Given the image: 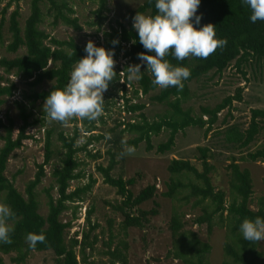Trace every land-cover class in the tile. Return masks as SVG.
Masks as SVG:
<instances>
[{
  "label": "trees",
  "instance_id": "obj_1",
  "mask_svg": "<svg viewBox=\"0 0 264 264\" xmlns=\"http://www.w3.org/2000/svg\"><path fill=\"white\" fill-rule=\"evenodd\" d=\"M19 1L5 0L0 17L1 31L4 22L3 14L10 4H13V9L6 17L9 41L5 45V51L14 55L0 56V106L18 89L17 80L15 81L14 78L30 89L28 93L21 91L20 99L14 100L20 121L14 136L12 118L5 114V122L0 119V129L3 132L1 136L3 142L0 146V198L16 214L15 218L9 221L14 228L11 233L13 242L11 244L0 243V264H3L2 255L13 253L9 257L10 261L20 264L32 251L51 252L54 264H83L86 249L92 250L97 241V234L93 233L97 224L90 222V207L84 210V227L73 231L70 236L67 232L71 227L72 219L76 217L78 206L73 203L84 200L95 179L88 174L85 183L72 188H70V182L79 181L84 177L81 169L82 163L76 156L77 152L83 151L91 159L99 157L98 151L91 153L86 146L92 141L104 138L100 133H93L96 130V123H103L102 116L94 122L78 119L70 121L73 124L71 134H65L63 129L59 128L62 124L58 122L56 125L58 130H55L54 126L45 128L42 138V160L36 164L33 177L25 183L23 193H20L4 174L9 155L22 145L23 140L34 139L32 133H27L26 130L34 125H43L45 117L43 110L40 118H31L32 104L36 101L44 103L53 88H63L70 79L72 65L86 55L84 51L86 45H78L72 39H56L40 28L42 23L40 4L47 3L45 14L51 19L50 26H55L60 22L73 30L81 29L77 18L71 16L74 10L66 1L29 0L28 14L21 26L18 21ZM89 1L96 4L93 12L97 17L95 24L99 26L104 18L101 12L106 0ZM138 11L146 15H155L157 13L155 0H151V3L149 0H142L133 9H129L128 19L124 23L116 22V28L111 27L109 33L104 32L105 36L110 39L103 44H95L105 49L111 47L115 53L121 49L122 57L125 58L120 69H115L117 75L112 82L117 83L119 79L121 80L118 83L122 92L120 95L121 109L128 113V118L114 119V125L106 129L110 134V139L106 137L105 140L114 147L122 144L135 147L139 142H143L145 150H150L152 149L151 136L167 129L166 139L155 146L156 152L164 153L173 147L176 133L186 127L203 128L204 136L210 130L213 132L212 126L217 120V114L226 109L228 115L232 101H240L241 87H237L234 94L224 96L213 106L199 105L197 114H193L190 107H181V103L192 97L188 84L209 73L211 76H219L232 63L235 70L244 75L242 66L248 65L252 60L262 63L264 68V21L251 22L250 9L243 5L241 0H201L197 15L202 18L200 24L194 26L199 28L207 23L214 24L217 38H226L227 45L222 49L218 48L207 59L192 57L177 61L168 56L167 59L173 65L187 67L191 72L190 77L183 81V90L178 91L175 87L161 89L154 86L151 83L152 77L146 70V63L141 66L142 79L139 81L129 82L126 73L124 75L118 73L129 65L141 64L138 53L146 52L139 43L138 34L132 27V18ZM1 37L0 33V41ZM114 39H118L119 43L113 45ZM20 48L23 52L15 54ZM45 80L51 81L46 89L38 91L31 89ZM125 84L131 85L130 95L126 94ZM141 96H146L150 103L164 106L165 113L157 119L148 121L141 112L144 107V103L139 99ZM134 98L136 102L131 101ZM23 100L30 106H27ZM104 100V112H106L114 101H109L105 95ZM135 111H138L136 116L133 115ZM224 118L221 120L223 124ZM259 122H264V109H251L247 126L244 129H240L236 124H230L224 126L222 131L215 130V134L221 136L222 146L236 150L240 154L237 157L229 156V161L225 165L227 190L215 188L211 182L210 173L214 170V166L209 161L211 151L208 146L196 147L200 169H197L188 159L170 158L168 160L165 169L169 177L164 183L165 190L160 194L169 199L177 197L183 205L189 204V209L199 208L200 213L193 215L188 223L184 219L186 211L181 206L172 207L167 222L170 248L165 256L178 259L182 264H209L207 254L211 245L208 241L200 240L194 232L185 228V225L187 223L205 224L206 233L209 234L213 226H221L224 223L228 235L222 243L223 259L220 264H264V252L258 251L259 242L245 241L239 231V226L245 218L253 220L258 216L264 218V196L259 197L255 209L250 207L252 193L250 173L247 168L239 165L240 161L260 162L264 165V138L252 150L247 149L250 144L256 142V135L262 129ZM77 123L80 124V129L76 126ZM80 132H83L82 135H87L81 144H77ZM123 132L134 134V136L122 143L120 136ZM53 133L55 137H52ZM52 141L59 144V150L53 148ZM109 149L105 151L109 157L107 164L105 166L96 165L95 170L100 174L102 182L113 187L115 194L119 197V201L111 205V208L121 216L118 226L125 235L127 228L140 229L150 217L157 213V202L154 200L156 188L152 182L133 193L130 188L135 183L136 173L128 178L112 176L110 172L115 164V153ZM55 157L58 159V164L51 166L49 172L51 185L43 190L46 197V213L42 215L38 211L35 188L45 175L43 166ZM52 188L55 196L49 193ZM149 200L153 204L152 207L144 209L140 206ZM68 209L71 210V218L63 219L62 214ZM29 232L44 234L46 242L37 243L35 248L29 247L25 240ZM107 232V241L104 242L107 249L104 252L109 258V264H114V262L124 264L126 242L120 239L110 249L109 244L113 237L110 223H108Z\"/></svg>",
  "mask_w": 264,
  "mask_h": 264
},
{
  "label": "rangeland",
  "instance_id": "obj_2",
  "mask_svg": "<svg viewBox=\"0 0 264 264\" xmlns=\"http://www.w3.org/2000/svg\"><path fill=\"white\" fill-rule=\"evenodd\" d=\"M28 1L20 0L18 2L19 9V24L22 25L23 19L28 14ZM68 5L72 7L74 13L71 16L77 18V22L81 26L80 30H73L60 22L55 26H50V17L45 14V7L47 3L40 4L42 11V23L40 28L44 29L51 37L59 40L72 39L78 45H86L89 40L95 44H103L110 38L105 36L104 32H110L111 27L116 28V22L124 23L127 17V11L133 9L140 4L142 0H106L105 6L101 14L104 16L101 24L97 26L95 23L97 17L94 14L96 4L89 0H64ZM5 4V0H0V17L1 9ZM13 9V4L6 9L3 14L4 22L1 27L0 33L2 34L0 41V56H13L12 53L5 51V45L9 41V34L6 31V17L7 14ZM106 50H114L111 47H107ZM23 49L20 48L15 54H21ZM115 53V52H114ZM114 59L116 61L115 69H120L121 65L125 61L122 57V50H118L115 53ZM244 75L235 70L232 63L224 69L219 76H211L207 74L204 77L199 78L197 81H192L188 84V88L191 91L192 97L186 102L181 103V107H190L193 114L198 113L199 105H209L221 101L226 95L234 94L237 87L240 89V101H232L231 108L229 109V116L226 114V109L221 110L217 114V120L212 126L213 132H207L204 136L203 128L198 127H186L182 131H179L175 135L173 147L164 153H158L155 151V146L166 139L168 130L163 129L157 135L151 136L152 149L145 150L144 143L139 142L134 148L135 151L131 155H126L123 158H119V152L124 151L125 144L117 146L119 148L110 145L105 140L110 134L106 131L109 127L114 125V119H127L128 113L121 109V89L118 83L112 82L109 84L108 90L104 93L109 101H114L110 105L108 111L102 115L103 123H96L95 134H102L104 138L92 141L91 144H87L86 149L91 153L99 152V157L91 159L87 157L83 151L77 152L76 156L81 161V169L84 173V177L79 181H71L70 188L85 183L87 175L90 174L95 182L91 187L89 193H87L82 202H74L77 204L76 217L71 221V227L69 228L67 235L70 236L73 231L79 230L84 227L83 215L84 210L87 207L91 208V214L89 216L90 222L97 224L93 233L97 234V241L93 245L92 250L86 249L85 251V263L83 264H109V258L105 254L107 249V228L110 223V230L113 235L109 244L110 249L119 241L123 239L127 247L124 251V264H182L178 259H172L165 256L167 250L170 248V237L167 229V222L172 207L181 206L186 211L184 219L189 223V219L200 213L199 208L195 207L189 209L188 205H183L181 200L169 199L160 194L165 190L164 183L168 181L169 174L167 173L165 166L170 158H184L188 159L197 169H200L199 160L197 159L198 152L197 146H208L211 151L209 158L210 163L214 166V170L210 173V178L215 188H221L227 190V170L225 165L229 161V156L237 157L240 154L236 150H230L220 144V135L215 134V130L222 131L223 127L230 124H236L240 129H244L247 126L250 110L251 109H264V68L262 63L250 61L248 65L242 66ZM120 74V72H118ZM18 89L15 93L7 98L0 106V119L5 122L4 115H9L13 120V136L16 133V128L20 121L18 118V110L14 105V100L20 99V92H29V88L22 82H18ZM51 84V81L45 80L39 85L31 88L38 91L46 89ZM126 94L130 95L131 85L125 84ZM140 101L144 103V107L141 112L145 115L148 121L157 119L160 115L165 113V108L162 105L150 103L146 96H141ZM27 106L25 100H23ZM136 102L134 98L131 100ZM43 104L38 101L32 104L31 118H40L43 110ZM121 109V110H120ZM138 111H135L133 115H137ZM226 114V115H225ZM225 116V118H224ZM225 119L224 124L221 122ZM204 119V117H203ZM262 129L256 135V142L250 144L247 149L252 150L263 138H264V122H259ZM57 122H49L46 117L43 119V125H34L29 127L27 133H32L34 139L28 138L22 141V145L15 149L8 157L6 167L4 170L5 176L11 180L16 189L23 193L25 183L33 177L36 170V164L40 163L43 156L42 138L44 129L53 127L55 130L61 128L65 134L72 133V123L69 122L67 126L61 125L59 128L56 126ZM76 126L80 129V124ZM120 128H122L120 126ZM118 130V128H117ZM2 129H0V146L2 144ZM80 132L77 139V144H81L85 135ZM134 134L123 132L120 136V142L125 143L127 139L133 137ZM52 137H55L54 133ZM52 140H54L52 138ZM119 142V143H120ZM53 148L59 150V144L52 141ZM127 145V144H126ZM129 146V145H127ZM132 147V146H131ZM110 148V149H109ZM117 148V149H116ZM109 149L114 154L115 164L110 174L112 176H121L122 178H128L135 173V183L130 188L135 193L139 188L148 183H154L156 188V194L154 200L157 202V213L149 218V221L142 228L129 227L126 229L125 235L119 229L118 222L121 220L119 213L112 210L113 204L119 201L118 195L115 194L114 188L108 186L102 182L100 174L95 170L96 165L105 166L108 162V155L105 151ZM119 151V152H118ZM117 152V153H116ZM57 157L53 158L51 162L43 166L45 173L41 182L36 186L35 192L38 200V211L44 215L46 213V197L44 189L49 188L51 185V179L49 172L52 165H57ZM239 165L249 170L252 193L250 196V207L255 209L259 197L264 196V165L260 162L240 161ZM49 193L55 196L54 189H50ZM0 203H3L0 198ZM142 208L147 209L153 206L152 202L146 201L140 205ZM63 219L71 218V210L68 209L62 214ZM186 224L185 228L190 229L196 234V236L202 241H208L211 245L210 251L207 254V260L209 264H220L223 259L222 243L228 235L226 226L224 223L221 226H213L209 234L206 233L205 224L194 225ZM78 237V236H77ZM258 251L264 252V241L259 242ZM2 255L3 264H14L10 261L9 257L12 255ZM77 258H79L78 253ZM20 264H54L53 255L49 251L35 252L32 251L25 258L24 262ZM119 264V262H114Z\"/></svg>",
  "mask_w": 264,
  "mask_h": 264
},
{
  "label": "clouds",
  "instance_id": "obj_3",
  "mask_svg": "<svg viewBox=\"0 0 264 264\" xmlns=\"http://www.w3.org/2000/svg\"><path fill=\"white\" fill-rule=\"evenodd\" d=\"M200 3L201 0H155V15L138 11L132 18V27L146 52L138 53L141 64L129 65L120 74L126 73L129 82L139 81L142 79L141 66L146 63L154 86L161 89L175 87L182 91L183 81L191 75L190 69L173 65L167 57L177 61L192 57L207 59L218 48L227 45L226 38H217L214 24L207 23L199 28L194 26L199 25L202 18L197 15ZM241 3L250 9L251 22L264 21V0H241ZM118 43V39L112 41L113 45ZM84 51L86 55L72 65L67 84L63 88H53L44 101L43 113L49 122L67 126L74 119L94 122L104 114V93L117 75L115 53L114 50L96 46L91 40ZM134 151V147L125 144L119 158ZM15 215L9 205L0 203V243L13 242L11 233L14 228L9 221ZM239 231L245 241H264V218H245ZM25 240L29 247L35 248L37 243L46 242V236L29 232Z\"/></svg>",
  "mask_w": 264,
  "mask_h": 264
}]
</instances>
